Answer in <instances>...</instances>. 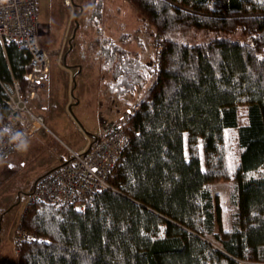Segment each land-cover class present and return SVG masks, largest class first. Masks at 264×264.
<instances>
[{"label": "trees", "instance_id": "trees-1", "mask_svg": "<svg viewBox=\"0 0 264 264\" xmlns=\"http://www.w3.org/2000/svg\"><path fill=\"white\" fill-rule=\"evenodd\" d=\"M127 2L163 44L150 63L125 47L133 33L98 27L110 88L141 91L125 113L134 111L130 143L111 188L85 198V210L27 207L18 264H264V0ZM94 6L100 16L102 0ZM29 64L25 49L0 41L3 84L19 79L25 93ZM5 99L0 83L4 113ZM221 180L234 183L230 227L211 189Z\"/></svg>", "mask_w": 264, "mask_h": 264}, {"label": "rangeland", "instance_id": "rangeland-1", "mask_svg": "<svg viewBox=\"0 0 264 264\" xmlns=\"http://www.w3.org/2000/svg\"><path fill=\"white\" fill-rule=\"evenodd\" d=\"M95 3L96 0H74L72 5H66L64 0H38V21L48 28L47 45L51 53V86L45 91L48 99L41 98V92L40 100L35 103L37 112L45 118V128L26 141V150L0 163V264H18L20 253H17L16 240L20 228L25 230L21 222L38 178L64 163L71 149L78 151L85 147L88 137L101 134L123 118L140 98V90L121 94L113 91L109 84L105 87L104 83L100 89L97 83L89 81L84 89L79 83L76 88L69 76L72 66L76 63L85 69L96 67L101 58L97 38L102 34L116 39L123 33H133L135 40L125 45L127 49L140 52L150 63L156 62L160 55L158 47L162 40L155 38L154 28L144 23L127 0H102L101 14L97 17L93 15ZM87 72L90 77L93 69ZM101 74L102 77L107 74L108 82L111 80L108 70ZM153 79L154 74L147 88ZM74 98L81 102L70 109ZM232 137L228 141V159L230 164H235L238 149ZM259 173H264V167ZM233 185L231 180L211 185L221 202L225 227L231 226L236 211L231 203Z\"/></svg>", "mask_w": 264, "mask_h": 264}, {"label": "built area", "instance_id": "built-area-1", "mask_svg": "<svg viewBox=\"0 0 264 264\" xmlns=\"http://www.w3.org/2000/svg\"><path fill=\"white\" fill-rule=\"evenodd\" d=\"M72 5L73 0H64ZM48 28L38 21V0H0V41L3 47L16 43L30 54V70L25 74L26 92L20 80L6 86L7 112L0 110V163L19 152L18 145L45 128V118L37 112L36 102L45 88L50 68ZM158 50H163L160 41ZM160 70V68H159ZM158 70V71H159ZM142 101L135 106L139 109ZM129 115L115 121L94 143L81 151L71 149L70 160L41 175L29 194V205L40 202L48 205L86 209L85 198L111 188L110 178L117 161L130 143L127 131ZM8 129L7 132L4 130ZM19 136L17 140L12 137ZM25 230H19L17 253L27 240Z\"/></svg>", "mask_w": 264, "mask_h": 264}, {"label": "crops", "instance_id": "crops-1", "mask_svg": "<svg viewBox=\"0 0 264 264\" xmlns=\"http://www.w3.org/2000/svg\"><path fill=\"white\" fill-rule=\"evenodd\" d=\"M97 54V53H96ZM73 70L71 72V75L70 78H71V81L75 83V87L78 88V83L79 85L82 86V88L84 89V87L87 85L88 81L89 83H97L99 85V89L102 88V85L104 83V86L106 87L107 84H108V81H107V74L105 75V77L103 78L102 77V71H104L105 69L103 68L102 66V60L100 58V60H98V64L95 66H93V68H88V69H85V67L83 65H79V64H76L72 66ZM93 69V73L92 75H94L95 77H91V73H90V77H89V70H92ZM106 73V72H105ZM104 79V80H103ZM81 83V84H80ZM51 86V83H50V73H49V78H48V82L45 86V88L43 89L42 91V97L43 99H48V97L46 96L45 94V91L47 90V88L49 87L50 88ZM82 89V90H83ZM98 89V87H97ZM75 99V103L70 105V109H72V107L75 105V106H78L80 104V100L77 99V98H74ZM108 130V127H106L104 129V131L101 132V134H103L104 132H106ZM40 131V130H39ZM39 131H37L33 136H35ZM101 134L97 135V136H91V137H88L86 139L87 141V145L83 148H79L78 151H81L83 149H85L88 145H90L91 143H94L97 139V137H99ZM32 136V137H33ZM77 151V150H76ZM56 167V166H55ZM46 173V172H45Z\"/></svg>", "mask_w": 264, "mask_h": 264}, {"label": "clouds", "instance_id": "clouds-1", "mask_svg": "<svg viewBox=\"0 0 264 264\" xmlns=\"http://www.w3.org/2000/svg\"><path fill=\"white\" fill-rule=\"evenodd\" d=\"M4 131L7 132L8 129H5ZM18 138H19L18 135L12 137L13 140H17ZM17 147H18V150H26V149H27V142L24 141V142H22L21 144H19Z\"/></svg>", "mask_w": 264, "mask_h": 264}]
</instances>
